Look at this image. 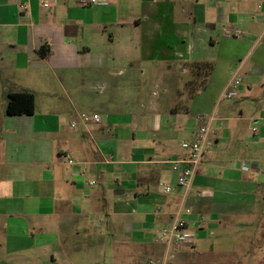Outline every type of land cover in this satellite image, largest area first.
Returning a JSON list of instances; mask_svg holds the SVG:
<instances>
[{
	"label": "crops",
	"instance_id": "0c3cea01",
	"mask_svg": "<svg viewBox=\"0 0 264 264\" xmlns=\"http://www.w3.org/2000/svg\"><path fill=\"white\" fill-rule=\"evenodd\" d=\"M48 1L0 0V264H150L182 206L185 246L264 215V161L244 171L233 156L231 109L214 123L235 73L237 96L264 90V0ZM17 91L33 94L31 113L6 112ZM84 104L99 124L79 120ZM198 115L215 146L185 193L171 161L185 158ZM257 129L264 138V121ZM253 229L264 235V218ZM256 248L218 264H264Z\"/></svg>",
	"mask_w": 264,
	"mask_h": 264
},
{
	"label": "rangeland",
	"instance_id": "374dc122",
	"mask_svg": "<svg viewBox=\"0 0 264 264\" xmlns=\"http://www.w3.org/2000/svg\"><path fill=\"white\" fill-rule=\"evenodd\" d=\"M92 74L91 76H94ZM152 77V74L150 75ZM82 78V75L80 74ZM97 89V87H96ZM94 86V93H97V90ZM152 89V88H150ZM149 89V92L151 91ZM161 90V87L156 89ZM254 95L250 99H246L244 96H235L231 99L223 98L222 104L218 107V110L215 113L216 122H219L223 117L222 114L224 109H231L232 114L237 118L235 123L240 126V135L239 136H230L227 139L228 145H238V150H236V155L233 154L237 160H240L242 164L251 165L252 156L259 157L261 156L264 161V138L260 134L256 135V139H261L260 142L255 141L254 134L251 132L252 126H260L261 122L264 121V90H255L253 91ZM109 94V92L107 93ZM96 96V95H94ZM82 105V104H81ZM80 105V106H81ZM83 108H80L81 113L92 114L91 107L84 104ZM242 109L243 112L240 115L239 111ZM215 112V111H214ZM238 116H242L241 120ZM219 120V121H218ZM213 138V133H211ZM262 142V143H261ZM214 143L211 146L214 147ZM210 148V149H211ZM209 149V150H210ZM230 158H232L230 156ZM232 158V159H235ZM264 163V162H263ZM241 165V164H240ZM260 203V202H259ZM258 211H263L262 207ZM264 218L263 214H259L257 217H249L246 220H249L253 227L249 228V232L246 231L247 221L244 219H236L234 226L228 227L227 231H222L220 233L213 232L212 234H205V236L199 241L196 245H177L173 246L171 249L172 252H176L172 264H218L223 259H233L239 260L245 257H252V253H256V247H262L264 243V236L260 237L257 231L253 229L258 222V219ZM248 229V228H247ZM249 241H253V249L250 252L249 248H246V245ZM176 248L178 250H176ZM176 250V251H175ZM180 250H183L185 253H181ZM249 252H245V251ZM188 251V252H187ZM245 253V254H244Z\"/></svg>",
	"mask_w": 264,
	"mask_h": 264
},
{
	"label": "built area",
	"instance_id": "2783aa9c",
	"mask_svg": "<svg viewBox=\"0 0 264 264\" xmlns=\"http://www.w3.org/2000/svg\"><path fill=\"white\" fill-rule=\"evenodd\" d=\"M44 8L49 6L48 0H39ZM110 0H85V4L93 6L107 5ZM22 10L25 6H20ZM233 35L235 37L239 36V31L235 30ZM241 83V78L236 73L231 78L228 83V88L223 93L225 98H233L237 96V88ZM79 120L84 124H99L101 122V117L98 113L86 114L82 113L79 116ZM197 127L195 129L194 138L189 141H181L180 146L186 151V156L182 161H171L174 166L179 162L183 164L177 176V184L181 186L185 193H187L192 185V181L197 171L199 170L202 157L213 145V140L211 138V126L210 121H205L202 115L196 117ZM77 121L71 120L70 126L76 127ZM252 133L257 134L258 129L256 126H252ZM66 161L69 164H74L75 160L69 155H65ZM242 170L248 171L249 167L247 165L242 166ZM90 184H94V181H90ZM164 192L171 191V186L169 184H160ZM199 195V194H197ZM184 212L186 214H191V209L189 207H180L176 212L175 217L172 219L171 223L167 227L161 228L159 234L154 239L155 242L163 243L165 246V253L161 260L154 262L150 260V264H170L172 254L170 253V248L172 245H180L190 243L194 237V233L188 227L185 219H183L180 214ZM201 221L198 220V223Z\"/></svg>",
	"mask_w": 264,
	"mask_h": 264
},
{
	"label": "trees",
	"instance_id": "16d2710c",
	"mask_svg": "<svg viewBox=\"0 0 264 264\" xmlns=\"http://www.w3.org/2000/svg\"><path fill=\"white\" fill-rule=\"evenodd\" d=\"M210 69L209 64H205ZM34 96L28 91L10 92L7 94L6 112L8 114L31 113Z\"/></svg>",
	"mask_w": 264,
	"mask_h": 264
}]
</instances>
